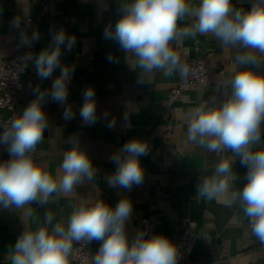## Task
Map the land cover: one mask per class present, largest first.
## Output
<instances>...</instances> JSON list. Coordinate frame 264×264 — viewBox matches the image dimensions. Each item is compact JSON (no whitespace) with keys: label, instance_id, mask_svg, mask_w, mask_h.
Masks as SVG:
<instances>
[{"label":"clouds","instance_id":"obj_1","mask_svg":"<svg viewBox=\"0 0 264 264\" xmlns=\"http://www.w3.org/2000/svg\"><path fill=\"white\" fill-rule=\"evenodd\" d=\"M119 18L114 27H105V39L116 42L124 54L135 57L146 74L163 71L165 76L189 75V66L181 62L173 49V41L195 38L197 34H213L224 47L237 49L235 61L241 66L230 81L229 97L218 102L215 96L191 109L188 113L187 139L209 152L221 156L211 176L197 184V195L206 200L230 196L239 204L248 219L252 235L264 245V0H250L245 10L233 0H199L192 6L189 0H120ZM185 18L194 23L183 28ZM21 18L12 26L20 29ZM40 39L39 30L30 35L20 30L18 47L31 48ZM75 37L60 29L51 42L38 54L29 51L20 59L22 70L31 62L41 80L52 78L50 89H34V99L22 112L0 126V145L6 146L9 159L0 162V208L21 209L33 202L47 205L50 199L74 191L83 182L92 181L97 169L87 152L81 148L78 136L68 138L71 145L63 155L62 176L52 175L33 159V153L49 128L44 104L51 99L64 105L63 118L75 117L68 103L69 82L74 67L62 64V50L71 51ZM258 54V55H256ZM108 60H113L109 54ZM86 125L98 122L95 89L83 92L79 110ZM107 118V113L103 114ZM125 120H129L128 113ZM115 121H109V127ZM130 125V122H129ZM149 152V145L132 138L110 156L115 171L105 178L109 187L131 190L144 180L140 158ZM246 169L243 186L235 190L232 182L238 178L236 161ZM26 215H31L29 210ZM133 215V203L123 197L115 207L103 200L93 204L80 203L71 212L67 225L54 223V215L46 212L43 225L36 230H24L17 238L11 253V264H69L74 242H99L94 264H178V247L163 234L148 235L138 230L130 238L127 224Z\"/></svg>","mask_w":264,"mask_h":264},{"label":"crops","instance_id":"obj_2","mask_svg":"<svg viewBox=\"0 0 264 264\" xmlns=\"http://www.w3.org/2000/svg\"><path fill=\"white\" fill-rule=\"evenodd\" d=\"M119 2L53 0L44 11L43 20L32 30L40 32V39L36 41L38 53L60 29L74 36L76 41L70 52L62 50L61 55L62 64L74 67L68 103L75 117L66 121L64 105L51 99L44 104L49 128L38 145L36 163L58 179L63 174L60 167L63 155L71 147L68 138L75 135L97 174L92 181L77 185L73 192L61 195L55 202H52L55 198L50 199L47 205L33 202L21 209L0 208V264H11L17 238L24 230L42 226L46 212L53 213L54 223L66 226L74 207L80 203L103 200L115 207L123 197L133 203V215L127 224L130 238L138 230H144L140 222L146 218L151 221L153 234H163L173 243L188 225L198 231L200 238L195 254L178 264H264V245L252 235L238 202L233 203L227 195L206 200L196 194L198 182L213 174L222 155L228 157L231 153H212L187 139L189 111L210 97L215 96L218 102L229 97L230 81L242 70L235 61L238 50L222 46L211 33L173 41L171 46L181 61L206 59L210 82L182 91L170 102L168 92L176 84L177 74L165 76L163 71L146 74L134 56L124 54L116 42L104 38L105 27H114L119 18ZM189 3L198 6L199 0H189ZM233 3L245 10L250 7V0H233ZM39 6L40 0H0V57L14 55L24 21L35 15ZM16 17L21 18L20 29L12 26ZM194 22L192 18H185L178 27ZM109 54L113 56L111 61L107 59ZM257 71L264 72V67ZM59 74L60 69H56L47 80L31 72L22 74V88L15 96L17 113L34 99L33 89L37 85L50 89ZM88 87L95 89L98 122L93 125L84 124L79 115L83 92ZM2 112L9 114L10 110ZM104 113L107 118H103ZM126 113L128 121L124 118ZM112 120L115 123L109 127ZM132 138L149 145L148 154L140 158L144 180L131 190L109 187L105 178L116 169L110 156ZM7 159L6 146L0 145V162ZM234 171L238 178L232 182V187L238 190L245 182L246 169L237 160ZM29 210L30 216L26 215ZM90 246L94 261L99 242L92 241Z\"/></svg>","mask_w":264,"mask_h":264},{"label":"built area","instance_id":"obj_3","mask_svg":"<svg viewBox=\"0 0 264 264\" xmlns=\"http://www.w3.org/2000/svg\"><path fill=\"white\" fill-rule=\"evenodd\" d=\"M52 1L53 0H40V6L36 14L27 17L24 21L23 30L29 35L32 33L33 28L43 20V13ZM19 39L15 44L16 50L14 55L6 58L0 57V126H3L12 118L19 115L16 111L15 96L22 88L20 80L21 75L29 72L36 74V70L32 67L31 62L22 70V61L20 58L29 51L38 54L37 43L36 41L33 42L31 48L18 47ZM198 47L199 46H197V48ZM181 62L189 66L190 72L186 78H181L177 74V82L168 92V100L170 102H173L182 91L194 90L210 82L206 59L195 58ZM3 109L10 110V113L4 114L2 112ZM0 131H2V129H0ZM37 151L38 146L33 153L35 162ZM140 225L149 236L153 235L150 219H143ZM199 238L200 235L194 227L188 225L183 230L179 239L174 242L178 247L180 255L178 262L189 260L193 257ZM69 264H94L90 244L83 241L73 244V250L69 257Z\"/></svg>","mask_w":264,"mask_h":264}]
</instances>
